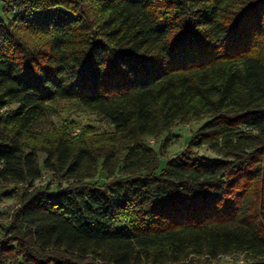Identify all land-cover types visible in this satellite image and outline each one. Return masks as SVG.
<instances>
[{
  "label": "trees",
  "instance_id": "16d2710c",
  "mask_svg": "<svg viewBox=\"0 0 264 264\" xmlns=\"http://www.w3.org/2000/svg\"><path fill=\"white\" fill-rule=\"evenodd\" d=\"M2 1L0 264H264V0ZM60 102L114 130L39 129Z\"/></svg>",
  "mask_w": 264,
  "mask_h": 264
},
{
  "label": "rangeland",
  "instance_id": "374dc122",
  "mask_svg": "<svg viewBox=\"0 0 264 264\" xmlns=\"http://www.w3.org/2000/svg\"><path fill=\"white\" fill-rule=\"evenodd\" d=\"M4 1L0 0V17L5 16L3 12ZM206 119L192 121L189 123L179 124L173 127L170 134V139L165 141L167 134L161 136L149 137L147 142L160 155L161 168L165 167L168 158L176 156L181 153L192 139L193 134L205 123ZM39 129L52 131L54 129H67L69 133L76 135L85 132L86 134L99 135L114 130V126L104 116L91 112L89 110L79 108L71 102H60L56 105L53 113L45 115L38 123ZM165 142V143H164ZM165 144V145H164ZM200 155L216 157L214 153L207 148L198 149ZM45 154H41L43 159ZM96 178L105 179L104 174L98 175ZM38 184L50 183L53 190L59 184H65L66 180L61 176L43 171V176L37 181ZM21 186H10L7 193L0 192V212H4L7 208L12 207L16 203L15 190H20ZM12 192V193H11ZM3 220L4 219H1ZM1 236V228H0ZM200 264H248L247 258L244 254L231 253L220 257L217 260H199ZM206 262V263H205Z\"/></svg>",
  "mask_w": 264,
  "mask_h": 264
},
{
  "label": "built area",
  "instance_id": "2783aa9c",
  "mask_svg": "<svg viewBox=\"0 0 264 264\" xmlns=\"http://www.w3.org/2000/svg\"><path fill=\"white\" fill-rule=\"evenodd\" d=\"M7 1H10V0H7Z\"/></svg>",
  "mask_w": 264,
  "mask_h": 264
}]
</instances>
